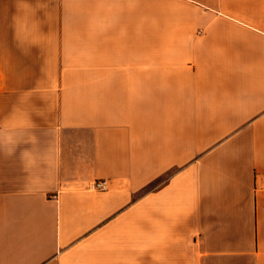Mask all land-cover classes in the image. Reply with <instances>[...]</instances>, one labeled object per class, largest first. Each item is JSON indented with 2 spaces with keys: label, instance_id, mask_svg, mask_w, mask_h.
Returning <instances> with one entry per match:
<instances>
[{
  "label": "crops",
  "instance_id": "1",
  "mask_svg": "<svg viewBox=\"0 0 264 264\" xmlns=\"http://www.w3.org/2000/svg\"><path fill=\"white\" fill-rule=\"evenodd\" d=\"M196 1L0 0V264H264V0Z\"/></svg>",
  "mask_w": 264,
  "mask_h": 264
},
{
  "label": "rangeland",
  "instance_id": "2",
  "mask_svg": "<svg viewBox=\"0 0 264 264\" xmlns=\"http://www.w3.org/2000/svg\"><path fill=\"white\" fill-rule=\"evenodd\" d=\"M185 1L186 3H193L197 4L198 2L196 0H180ZM211 1V0H210ZM220 0H212V4H218ZM175 0H148V20H158V19H168L170 17V13H163L162 14V8H165L168 5H177L175 4ZM170 9V8H168ZM166 18H165V17Z\"/></svg>",
  "mask_w": 264,
  "mask_h": 264
},
{
  "label": "built area",
  "instance_id": "3",
  "mask_svg": "<svg viewBox=\"0 0 264 264\" xmlns=\"http://www.w3.org/2000/svg\"><path fill=\"white\" fill-rule=\"evenodd\" d=\"M94 190L105 191L108 189V183L106 180H95L92 184Z\"/></svg>",
  "mask_w": 264,
  "mask_h": 264
}]
</instances>
